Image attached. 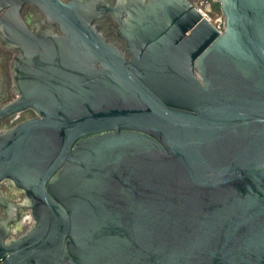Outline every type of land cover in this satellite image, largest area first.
Returning <instances> with one entry per match:
<instances>
[{
  "label": "water",
  "instance_id": "obj_1",
  "mask_svg": "<svg viewBox=\"0 0 264 264\" xmlns=\"http://www.w3.org/2000/svg\"><path fill=\"white\" fill-rule=\"evenodd\" d=\"M215 2L221 32L188 0H0V120L35 115L0 134L32 218L0 220V264H264V0Z\"/></svg>",
  "mask_w": 264,
  "mask_h": 264
},
{
  "label": "flooded vegetation",
  "instance_id": "obj_2",
  "mask_svg": "<svg viewBox=\"0 0 264 264\" xmlns=\"http://www.w3.org/2000/svg\"><path fill=\"white\" fill-rule=\"evenodd\" d=\"M67 3L69 0H60ZM110 8H114L120 0H102ZM126 0H121L125 4ZM196 9L200 7L204 0H188ZM4 10L0 11V17ZM20 16L24 24L30 31L38 32L42 29H49L59 34L58 27L46 20L44 14L34 6L24 5L20 10ZM94 26L99 30L107 42L124 51L125 44L123 39L118 36V24L113 19L111 12H106L102 17L94 22ZM17 53L3 43L0 35V108L17 99V94L13 89L12 63ZM32 111L27 110L21 113L8 116L0 120V134L8 131L18 123L33 118ZM0 197L3 204L0 205V220L10 218L12 228L11 237L18 238L30 227L32 218L29 210L24 207L25 195L13 190L7 182L0 184Z\"/></svg>",
  "mask_w": 264,
  "mask_h": 264
},
{
  "label": "rangeland",
  "instance_id": "obj_3",
  "mask_svg": "<svg viewBox=\"0 0 264 264\" xmlns=\"http://www.w3.org/2000/svg\"><path fill=\"white\" fill-rule=\"evenodd\" d=\"M208 4V10L216 23L222 25L224 23V18L220 10L219 3L215 2V0H204Z\"/></svg>",
  "mask_w": 264,
  "mask_h": 264
},
{
  "label": "built area",
  "instance_id": "obj_4",
  "mask_svg": "<svg viewBox=\"0 0 264 264\" xmlns=\"http://www.w3.org/2000/svg\"><path fill=\"white\" fill-rule=\"evenodd\" d=\"M197 11L202 15L203 18H205L209 23H211L212 25H214V27L218 30V31H222L223 28V24L220 25L219 23H216L214 21V19L212 18L209 10H208V4L206 2L201 3L200 7L197 8Z\"/></svg>",
  "mask_w": 264,
  "mask_h": 264
}]
</instances>
